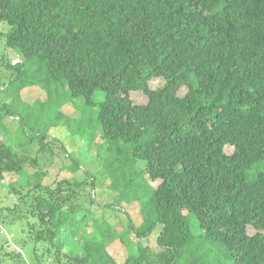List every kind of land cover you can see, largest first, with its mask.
I'll use <instances>...</instances> for the list:
<instances>
[{"label": "trees", "instance_id": "obj_1", "mask_svg": "<svg viewBox=\"0 0 264 264\" xmlns=\"http://www.w3.org/2000/svg\"><path fill=\"white\" fill-rule=\"evenodd\" d=\"M2 23L19 59L3 62L11 84L36 63L65 92L59 105L83 98L96 111L89 127L102 133L96 156L109 181L99 192L58 139L30 133L0 102L38 154L58 158L57 142L70 162L47 184L37 157H19L16 135L0 134V190L16 201L0 218L19 213L23 246L47 247L50 264H264V170L248 181L264 169V0H0ZM153 79L163 87L151 89ZM138 91L146 104L132 100ZM106 212L124 216L125 229ZM155 233L156 251L143 242ZM9 247L0 264H26Z\"/></svg>", "mask_w": 264, "mask_h": 264}, {"label": "rangeland", "instance_id": "obj_2", "mask_svg": "<svg viewBox=\"0 0 264 264\" xmlns=\"http://www.w3.org/2000/svg\"><path fill=\"white\" fill-rule=\"evenodd\" d=\"M8 31V26L5 23L0 24V34H4ZM3 62H9L12 65L19 62L18 57L5 48V39L0 37V102L1 105L9 110L11 113L19 114V116L26 118L25 123L28 124L30 133H46L49 141L58 139L59 143L64 145L67 152L71 157L79 162L81 166L96 176L98 191H104L105 184H108L107 176L105 175L102 167V163L99 162L96 156V149L98 144L101 143L100 137L101 131L97 129L93 123V127H89L92 124L96 111L91 110L85 105L83 98L69 99L67 102H62L65 98V92L60 88L55 89L52 85H47L46 79L43 80L38 72V64H30L27 68L26 78L20 81H15L13 84L11 80H15L16 76H13L12 71H8ZM35 83V84H32ZM164 81L162 79H153L150 83L151 89L155 90L163 87ZM51 92V94H49ZM188 92L187 88H183L180 92V96H185ZM103 95L96 94L94 99L101 101ZM132 100L135 104H146L148 99L142 92H135L132 94ZM19 118L3 116L0 109V134L6 135L8 138L13 137L16 141L19 157H37L41 172H47L49 178L45 179L47 184H51L58 173L60 163L63 161L66 166L70 165L68 160L63 158L64 155L58 153V143L53 142L50 145L52 150L57 154L58 158L50 160L49 153L38 154L39 143L34 141L31 144L26 143V138L22 135L18 136L17 132L20 129ZM3 128H6V132ZM54 138V139H52ZM26 139V140H25ZM52 139V140H51ZM60 145V144H59ZM51 152V151H50ZM225 152L232 154L234 152L233 147H226ZM62 160V161H61ZM61 161V162H60ZM37 169V168H36ZM31 169L30 173L33 175L37 170ZM257 170H264L262 166L253 170L248 175V181L254 180ZM59 178H71V174H61ZM75 180L79 182H86V174L84 171H79L74 175ZM9 177L6 182L12 181ZM14 181V180H13ZM105 193V192H104ZM106 194L102 195L101 202H105ZM15 198L13 196H7L5 190H0V207L8 208L15 204ZM131 217L135 220L136 224L140 223V217L138 216V210L133 211L129 208ZM184 214H187L185 212ZM19 213H7L5 210L0 218V247L9 242L10 248L21 253L26 264H50V254L47 252V247H40L36 252L33 251V245L28 243L23 246L24 235L21 233V222L17 219ZM106 217L117 226L119 231L125 229L127 221L124 216L106 212ZM100 216V213H99ZM17 219L15 223H12L13 219ZM192 231H196V225L194 218L191 217ZM249 234L253 235L254 231L249 230ZM155 233L149 239L143 242L149 245L151 248L157 250ZM132 239H134L132 237ZM108 250L110 254L117 258L118 262H123L126 258L124 247L119 243L109 244ZM2 254V252H0ZM1 257V256H0Z\"/></svg>", "mask_w": 264, "mask_h": 264}]
</instances>
